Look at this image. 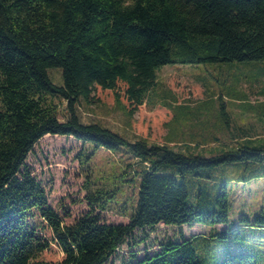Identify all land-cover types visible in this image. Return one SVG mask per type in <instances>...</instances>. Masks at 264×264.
Here are the masks:
<instances>
[{
    "label": "trees",
    "instance_id": "obj_1",
    "mask_svg": "<svg viewBox=\"0 0 264 264\" xmlns=\"http://www.w3.org/2000/svg\"><path fill=\"white\" fill-rule=\"evenodd\" d=\"M260 60L264 0H0V264H105L136 230L226 224L230 182L264 178V136L178 150L169 143L183 140L184 130L177 134L175 106L166 99L159 102L174 113L163 144L85 123L78 105L96 101L99 86L113 90L117 105L131 115L139 105L158 102L153 93L163 65ZM53 67L62 71L61 84L49 75ZM57 98L66 101L64 119ZM225 128L208 136V127L198 124L189 138L208 136L214 144ZM46 134L81 141L86 165L102 148L122 156L104 182L86 170L92 210L71 223L52 207L25 162ZM116 176L137 187L136 198L118 192ZM114 204L129 222H106L94 212ZM229 231L182 234L132 264H258L255 251L221 258L213 242Z\"/></svg>",
    "mask_w": 264,
    "mask_h": 264
},
{
    "label": "rangeland",
    "instance_id": "obj_2",
    "mask_svg": "<svg viewBox=\"0 0 264 264\" xmlns=\"http://www.w3.org/2000/svg\"><path fill=\"white\" fill-rule=\"evenodd\" d=\"M48 72L55 83H62L60 68H49ZM157 73L158 84L153 93L157 103L139 105L129 115L117 105L113 90L98 86L94 91L96 101L79 102L78 113L82 121L98 122L130 140L145 137L151 143H167L166 123L174 112L159 102L166 99L175 106L177 134L184 130L183 140L169 143L175 149L184 150L186 145L195 151L209 150L214 146L230 147L245 138L264 136V61L166 64ZM55 101L61 111L60 118L64 119L66 101L59 98ZM122 102L130 110L124 99ZM198 124L208 127V136L217 133L216 128L221 124L225 129L229 128L228 125L230 128L220 133L221 139L214 144H210L213 138L208 136L193 142L189 134ZM82 149L83 143L73 136L46 134L34 145L25 161L46 188L49 203L65 223H71L92 210L86 198V170H92L93 181L104 182L122 161L120 153L102 148L86 165L79 156ZM130 162L134 163L136 159L131 158ZM112 182L113 186L120 188V194L124 192L137 197V187L125 181L123 176L114 177ZM229 202L230 215L226 224L177 226L159 223L144 231L136 230L134 239L122 245L105 264H132L145 253L159 250L160 243L168 239L180 240L182 234L190 237L193 233L223 232L226 226L232 231L213 242L221 258L237 252L255 251L259 255L258 264H264V224H257L258 217L264 218V178L230 182ZM94 212L106 222H129L117 204L107 210L96 208Z\"/></svg>",
    "mask_w": 264,
    "mask_h": 264
},
{
    "label": "crops",
    "instance_id": "obj_3",
    "mask_svg": "<svg viewBox=\"0 0 264 264\" xmlns=\"http://www.w3.org/2000/svg\"><path fill=\"white\" fill-rule=\"evenodd\" d=\"M195 234H198V233H193V235H195Z\"/></svg>",
    "mask_w": 264,
    "mask_h": 264
}]
</instances>
